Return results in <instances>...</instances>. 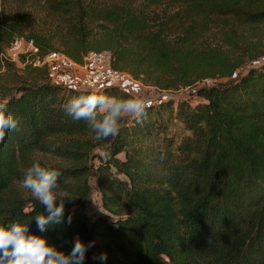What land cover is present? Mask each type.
Masks as SVG:
<instances>
[{
  "label": "trees",
  "instance_id": "trees-1",
  "mask_svg": "<svg viewBox=\"0 0 264 264\" xmlns=\"http://www.w3.org/2000/svg\"><path fill=\"white\" fill-rule=\"evenodd\" d=\"M14 2L16 20H2L0 9V52L24 30L38 54L60 50L82 62L88 50H107L113 68L163 87L230 74L239 63L200 41L223 26L221 41L235 47L233 28L264 21V0ZM247 50L257 56L254 45ZM193 65L205 72L191 73ZM27 67L29 79L0 78V103L19 122L0 143V225L28 224L65 253L77 236L94 241L83 264H264V61L192 96L148 103L142 122L125 117L115 137L101 140L65 105L89 93L131 92L64 84L44 67ZM37 161L61 173L56 196L65 220L73 217L43 233L35 216L44 208L22 187ZM92 176L107 213L88 219L80 207ZM101 253L107 260L93 259Z\"/></svg>",
  "mask_w": 264,
  "mask_h": 264
},
{
  "label": "clouds",
  "instance_id": "clouds-1",
  "mask_svg": "<svg viewBox=\"0 0 264 264\" xmlns=\"http://www.w3.org/2000/svg\"><path fill=\"white\" fill-rule=\"evenodd\" d=\"M151 107L139 96L117 97L100 93H89L72 98L65 105V113L74 120H84L95 132V139L115 137L120 129L121 119L132 117L138 123L148 116ZM18 120L7 110V101L0 103V143L9 130L18 127ZM53 149L58 145H53ZM61 173L53 168L34 162L24 174L22 187L43 206L44 212L35 216L39 232H46L49 226L71 224L72 214L65 220V203L58 200L55 190ZM59 201V202H58ZM94 241L85 243L79 236L74 240L70 252L49 244L46 237L30 233L29 225L14 222L0 225V264H83ZM101 262L107 254L93 256Z\"/></svg>",
  "mask_w": 264,
  "mask_h": 264
},
{
  "label": "rangeland",
  "instance_id": "rangeland-1",
  "mask_svg": "<svg viewBox=\"0 0 264 264\" xmlns=\"http://www.w3.org/2000/svg\"><path fill=\"white\" fill-rule=\"evenodd\" d=\"M14 6L16 4L14 0H0V9L2 10L1 19L14 21L16 20V12L14 11ZM3 7L5 8V13H3ZM13 8V9H12ZM32 19V18H29ZM20 27H23L25 30L28 28L26 22L18 23ZM219 28H213L209 34L205 36L200 41L202 47L210 45L211 47H220V51L210 50L211 54L222 53L228 57L235 59L234 61L239 63L233 71H236L238 76L241 72L246 70L247 67L251 65H257L264 61V21L256 23L253 25L240 26L237 29L232 30L233 37L235 36L237 42L233 44L235 47H231L229 44H226L225 41H221ZM225 29V28H224ZM24 34L25 31L23 30ZM24 34L17 35L19 37V43L13 45L11 43L12 39L6 44L0 52L1 64H0V78L4 82L9 76L20 77L21 79H29L27 64H30L32 60V47L28 44L27 38ZM252 44L255 46V50L251 51L256 57L250 56V52L247 50V45ZM208 51V50H207ZM41 67H44L48 72V76L53 80L64 84H69L73 86L81 87V77L83 69L81 62L75 61V66L72 68H63L57 65H46V64H35ZM197 66V65H196ZM203 66L195 67L191 73L195 72H205ZM128 78L126 83L122 86V89H125L133 94V96H139L144 99L147 103H152L160 100L165 97H177V96H192V91L194 88L191 87V84H174L169 87H163L157 84L152 83L149 80H145L141 77H133L128 71ZM232 73V72H231ZM230 74L221 75L219 73H214L213 76L217 79V83H224L235 77H232ZM206 76V75H204ZM202 78V77H201ZM200 79V78H199ZM198 80V79H196ZM195 80V81H196ZM193 81V83L195 82ZM194 96V94H193ZM195 98V97H193ZM98 151V150H96ZM46 159H51L53 162L63 163L65 160L51 157L49 155L45 156ZM97 162V159H94ZM91 191L87 199L83 202L80 207L84 211L88 219H93L99 215H105L107 212L102 208L100 195L98 190L95 188V180L92 176L90 178ZM111 221L112 218H109Z\"/></svg>",
  "mask_w": 264,
  "mask_h": 264
},
{
  "label": "built area",
  "instance_id": "built-area-1",
  "mask_svg": "<svg viewBox=\"0 0 264 264\" xmlns=\"http://www.w3.org/2000/svg\"><path fill=\"white\" fill-rule=\"evenodd\" d=\"M19 41V37L14 36L11 43L17 45ZM27 42L32 47V64H54L63 68L75 66V61L60 50H48L45 53L38 54L32 40L28 39ZM81 66L83 73L80 85L84 88L97 89L104 85H116L122 88L128 78L127 71L113 68L110 65V55L107 50H88L83 54ZM231 76L235 77L236 71H233ZM215 84H218L215 77L204 76L192 83L191 87L212 86Z\"/></svg>",
  "mask_w": 264,
  "mask_h": 264
}]
</instances>
